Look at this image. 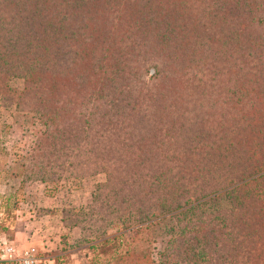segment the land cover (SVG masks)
I'll use <instances>...</instances> for the list:
<instances>
[{"label": "trees", "instance_id": "trees-1", "mask_svg": "<svg viewBox=\"0 0 264 264\" xmlns=\"http://www.w3.org/2000/svg\"><path fill=\"white\" fill-rule=\"evenodd\" d=\"M14 78L40 130L9 180L106 174L67 227L163 239L122 264H264V0H0V97Z\"/></svg>", "mask_w": 264, "mask_h": 264}, {"label": "rangeland", "instance_id": "rangeland-1", "mask_svg": "<svg viewBox=\"0 0 264 264\" xmlns=\"http://www.w3.org/2000/svg\"><path fill=\"white\" fill-rule=\"evenodd\" d=\"M9 92L5 96L0 97V190H4V184L6 191L12 190L18 186L23 195L27 193H39L44 190L43 185L35 181H25V183L19 185L16 180L11 182L10 176L12 174L23 173L25 170V157L31 154L32 146L38 138L40 125L33 121L31 117H27L16 110V101L18 95L22 91L23 82L19 78H14L8 81ZM181 149V148H180ZM177 150L178 152L180 151ZM174 163V161L172 162ZM176 164V163H174ZM84 176L65 180L58 187H49L48 191L55 192L60 196L63 203L62 205L74 209H82L88 206H95L100 213L104 212L102 201L95 199L93 190L95 185L105 184L106 174L100 172L97 175L90 177L84 170H80ZM21 179V178H20ZM12 194V192H10ZM1 194V192H0ZM123 192L117 196L121 198ZM64 197V198H61ZM26 199V198H25ZM86 205V206H85ZM3 208L5 212L2 227L7 230V226L14 227L16 225H22L25 218V212L28 207L18 204L16 198L5 195L4 198H0V209ZM66 208V209H67ZM20 209L22 215L18 214L16 210ZM24 212V214H23ZM42 212V211H41ZM39 212H37L38 214ZM18 218H22V222H18ZM28 220V219H27ZM7 225V226H5ZM18 227V226H17ZM80 229V228H79ZM119 228L110 232V238L118 236L117 234L123 233L122 237L111 240L107 243L102 240H95V229L89 230H73L72 237L66 241L67 249L78 250L72 254H68L67 258L60 260L57 264H122L120 259L124 257L126 252H134L138 256H149L151 259L159 260L164 250V241L161 237L157 236L152 231L141 230H124L120 232ZM91 235L90 245L92 248L87 247L88 243H83V238ZM11 237L10 232L7 234ZM90 238V237H89ZM109 238V239H110ZM15 245V244H14ZM18 250L24 249L18 244L15 245ZM38 250L37 247H35ZM39 251V250H38ZM61 255L59 258H63ZM148 257V259H149ZM54 264V263H53ZM129 264V263H127ZM130 264H134L132 261Z\"/></svg>", "mask_w": 264, "mask_h": 264}, {"label": "crops", "instance_id": "crops-1", "mask_svg": "<svg viewBox=\"0 0 264 264\" xmlns=\"http://www.w3.org/2000/svg\"><path fill=\"white\" fill-rule=\"evenodd\" d=\"M42 185L44 188L42 192H29L24 195L26 199L23 200L21 204L30 208L27 212L24 210L26 218V220L23 221L24 223L22 225H20L21 223L19 225L15 224L14 227L10 228L5 225L7 226V230L5 229L4 231L3 229V231L6 235L10 232V238L13 244H18L24 249L37 247L42 255V261H45L47 264H57L60 260L66 259L68 254H72L78 250V248H75L72 250L66 249L64 251L62 248L66 246L64 242L68 241V239L73 236L70 231L80 229L70 228L64 224L62 220L63 210L67 207L62 205L63 201L60 199L59 195L55 193L50 194L46 190L47 186L44 184ZM9 191L10 190L6 191V186L4 184V190H0V198H4ZM61 198L64 197L61 196ZM16 211L18 214L22 215L20 209ZM5 212L3 208L0 209V213L3 217ZM37 212L39 213L37 214ZM21 220L22 218H18V222H22ZM61 255L64 257L59 258ZM73 264L79 263L74 262Z\"/></svg>", "mask_w": 264, "mask_h": 264}, {"label": "built area", "instance_id": "built-area-1", "mask_svg": "<svg viewBox=\"0 0 264 264\" xmlns=\"http://www.w3.org/2000/svg\"><path fill=\"white\" fill-rule=\"evenodd\" d=\"M0 260L9 264H42L36 248L30 247L18 250L5 238H0Z\"/></svg>", "mask_w": 264, "mask_h": 264}]
</instances>
